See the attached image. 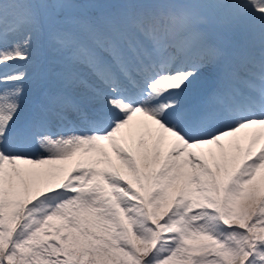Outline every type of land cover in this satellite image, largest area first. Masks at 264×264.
Here are the masks:
<instances>
[{"label": "snow or ice", "instance_id": "1", "mask_svg": "<svg viewBox=\"0 0 264 264\" xmlns=\"http://www.w3.org/2000/svg\"><path fill=\"white\" fill-rule=\"evenodd\" d=\"M0 264H264V0H0Z\"/></svg>", "mask_w": 264, "mask_h": 264}]
</instances>
